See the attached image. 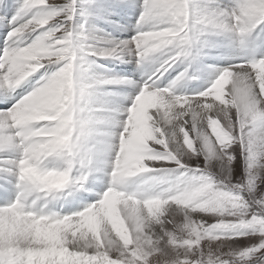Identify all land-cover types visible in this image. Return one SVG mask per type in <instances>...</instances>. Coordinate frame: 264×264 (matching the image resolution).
I'll list each match as a JSON object with an SVG mask.
<instances>
[{
    "label": "snow or ice",
    "instance_id": "snow-or-ice-1",
    "mask_svg": "<svg viewBox=\"0 0 264 264\" xmlns=\"http://www.w3.org/2000/svg\"><path fill=\"white\" fill-rule=\"evenodd\" d=\"M141 7L134 37L94 48L84 25L73 28L76 0H22L13 17L21 22L0 55V90L14 93L45 72L0 111V153H18L0 156V166H13L0 170L17 177L18 189L14 202L0 206V264H247L264 249V197L254 196L264 183V57L220 70L194 95L172 92L186 72L156 86L192 55L204 31L237 33L243 41L264 24V0H235L230 10L194 9L190 0H143ZM125 50L159 66L120 120L110 114L119 109L97 106L98 94L135 82L92 75L90 57L120 58ZM185 157H202V166L193 169ZM238 159L245 175L234 183ZM161 161L175 165L165 172L184 171L171 181L133 182ZM103 164L111 171L102 198L72 214L37 208L43 197L83 187L86 173ZM53 177L62 183L49 185ZM241 240L245 247L233 246Z\"/></svg>",
    "mask_w": 264,
    "mask_h": 264
},
{
    "label": "rangeland",
    "instance_id": "rangeland-1",
    "mask_svg": "<svg viewBox=\"0 0 264 264\" xmlns=\"http://www.w3.org/2000/svg\"><path fill=\"white\" fill-rule=\"evenodd\" d=\"M234 1L235 0H221L220 4H218L219 3L218 0H190L192 7L194 9L198 8L200 10H210L211 8L216 7V5H217L216 8L230 10L231 7L234 5ZM65 2L66 0H57V3L61 5ZM142 2L143 0H76V15L74 17L73 28L75 31L79 32L81 31L79 26L84 25V35L86 37L85 42L89 46H92L94 48L110 47L108 45L107 46L102 45V42L103 43L107 42L102 38V36H107L109 38V34L100 31V28L96 27L95 25L101 26V24L106 23V25L110 29H114L116 25H114L113 23L128 21L129 11L130 13H132L133 11L130 8L132 4H134L137 7V14L133 15L134 18L132 19L131 23H135L134 25L135 28L142 11V7H141ZM21 4H22V0H0V55L3 54L5 47L10 46L12 44V41H9L7 38L9 32L18 23L21 22V18H17L18 20L16 19L15 21L13 20V17L16 16L17 14L16 12L18 11ZM115 4L123 5L122 8L123 10L121 9L119 11L116 8V6H114ZM109 10H113L110 11V14L115 15L116 13V16L112 15L109 16L108 18L107 16ZM107 22H112V23L110 24ZM92 27L96 28V30H94ZM132 28H133V24H131L130 26H122L118 29V35L116 37H112V36L110 37L114 38L118 42H120L121 40H129L135 36V34H132L133 32ZM258 35H264V24L254 29L250 34H248L245 38H243V41L242 38H240L237 33L224 32L222 30H206L202 34H199L198 38L194 41L192 46V55L188 59L180 60L175 65H173L172 68L168 70L159 80H156V86L162 88L161 87L162 84L172 81L177 76H179L180 73L183 71V67L186 68L189 65L190 61L193 58V55L195 54V59H193L194 60L193 65L197 66L195 71L198 70L197 71L198 78L201 77L202 80L200 82L201 88L199 89V92H194L191 95L200 93L206 90L208 87H210L211 83H213L214 80L218 77L220 70L227 68L229 66L244 63L252 58L259 59L261 57H264V55H261L260 51H257V46L259 45L264 50V41L262 42L257 41ZM34 36L35 33L27 35L25 37V42H30L34 38ZM207 43L209 45L214 46L213 54L209 50V46ZM126 51L128 52L127 54H124V56L126 57L117 59V61L111 60V58L114 59L116 57H111V58L90 57V62H91L90 73L94 76L96 74L101 75V77L107 75L108 76L107 78L110 77L128 78L131 79V81L136 80L138 82H140V80H138L135 77L138 76L142 77L143 75V76H148L147 81L151 82L149 78L152 76V71L154 72L156 67L159 66L158 60L153 59V60L145 61L144 63H138L136 56L134 54H131L128 50ZM211 54L213 58L210 57ZM159 59H163V57L160 56ZM139 64L142 65L145 64L150 68L146 71V69H142L139 66ZM54 67L55 66H48V69L54 70ZM44 72L45 69H40L36 73L28 77L22 83L24 87L23 91L6 93L3 90H0V111L10 108L16 102V100L20 98V96L32 91L33 88L36 86L37 81H39L41 77L44 75ZM208 75L210 77L206 78V76ZM191 78L192 80H194L196 78V75H191ZM142 84L144 83L140 82L141 85L140 87L143 86ZM139 89L140 88L137 89V92ZM132 90L133 88L131 84H127L125 86L123 85L103 86L98 94V98L110 99L112 96H110V98L108 97L109 92L119 93L122 102L116 107H112V104L105 105L108 107L105 108L119 109L121 112L113 111L112 112L113 114L112 113L110 114L114 115L117 119L119 116V119L123 120L126 115V113L123 112V109L130 107V105L134 102V97L138 94L135 93V95H131ZM14 94H16V96L12 97L11 95ZM10 97L12 99L14 98V100H12ZM125 98H127L128 100L126 103H125ZM3 101H7V102L2 104L1 102ZM120 115H123V118ZM119 130H120L119 128L114 129V131L116 132H119ZM108 158L111 160L113 157L109 156ZM184 159L192 166L193 169L196 168L198 161L201 163L202 166V159H203L202 157L191 160H189L188 157H185ZM152 166L154 167V169H157V171H152L147 174H142V176H139L137 178H133V182L143 181L145 179H151L150 177H152L153 175H154L153 177L157 179L161 180L167 178L169 181H171L175 179L176 176H178L181 172L184 171V169L174 170L171 172L163 171L164 169H175V165L172 162L161 161L158 164V166L155 165ZM0 167L12 168L13 166L2 165ZM105 168L107 169L108 174L106 177H103V180H105V178L107 179V177L110 179L109 171L111 170V168L108 164ZM96 170H101V165H99ZM2 171L3 170H0V180L10 181V184L12 185L17 184V178L15 175H13L11 172H8L9 173L8 174L5 171H3L2 173ZM92 172L93 171H91L90 173H86V175L92 178ZM212 172L218 174L219 166L217 165L216 167H213ZM5 174L7 175L5 176ZM74 174H78V173H74ZM244 175H245V162L243 159H238L237 163L233 165V173H232L233 182L235 183L238 178H241ZM161 176L164 177L161 178ZM219 178L223 179V176H220ZM59 192H65V193L71 192L73 194H83L85 196H90L94 194H100L101 196L102 193L101 184L97 183L96 179H94V185H92V183L87 184V189L85 185H83V187L70 186ZM244 195L247 196V193H245ZM6 196L8 197V195ZM254 196L257 199L264 197V183H261L259 185V190L254 192ZM58 206L61 207L62 204L58 203ZM169 215L171 216V213H169ZM181 218L182 217L177 216V220ZM211 222L212 221L209 220V223ZM166 227L171 228L172 225L169 224L166 225ZM157 231H159V227H157ZM246 244H247L246 240H241L236 244H234L233 246L235 247L238 245L240 247H245ZM247 264H264V249L254 254L247 261Z\"/></svg>",
    "mask_w": 264,
    "mask_h": 264
},
{
    "label": "bare ground",
    "instance_id": "bare-ground-1",
    "mask_svg": "<svg viewBox=\"0 0 264 264\" xmlns=\"http://www.w3.org/2000/svg\"><path fill=\"white\" fill-rule=\"evenodd\" d=\"M220 1L221 0H218V4H220ZM226 3V2H225ZM235 3V1H234ZM114 6H116V8L120 11L122 8H123V5H120V4H115ZM217 7V5H216ZM220 9V8H219ZM123 10V9H122ZM110 11H113V10H109V13H108V18L109 16H112L114 14H110ZM130 12V11H129ZM133 12V11H132ZM17 13V12H16ZM104 16V14H103ZM116 16V13L115 15ZM122 17V16H121ZM111 18V17H110ZM122 19V18H121ZM18 20V19H17ZM124 20V18H123ZM135 21V20H134ZM107 23H112V22H107ZM109 24V25H110ZM134 25L135 23H133V32L132 34H137V31H138V25H136V27L134 28ZM94 30H96V28L92 27ZM93 37V36H92ZM102 38L104 40H106L107 42L103 43L102 42V45L103 46H114V43H119L118 41H116L114 38L110 37L109 38L107 36H102ZM121 41H127V40H121ZM257 41L259 42H262L264 41V35H258L257 36ZM208 44V43H207ZM209 50L211 51V53L213 54L214 52V46L213 45H209ZM224 46V45H223ZM251 46V45H250ZM252 47V46H251ZM257 51H260L261 55H264V50L261 48V46H257ZM128 52L125 50L124 53L121 54L120 58H114L111 60L113 61H117V59H121V58H125L126 56H124V54H127ZM212 54H211V58L212 57ZM229 55V54H228ZM195 59V54L193 55V58L192 60L190 61L189 65L185 68L183 67V71L182 72H186V76L184 77V79L178 81L175 86L172 88V92L173 94L175 95H191L192 93L194 92H199V89L201 88L200 86V82L202 80V78H198V75H197V71H195V69L197 68L196 65H193L194 64V60ZM182 65V64H181ZM139 66L142 68V69H146V71L150 68L148 66H146L145 64H139ZM138 67V66H137ZM140 68V70H141ZM172 68V67H171ZM170 68V69H171ZM139 69V68H138ZM169 69V70H170ZM139 70V71H140ZM142 72V71H141ZM181 72V73H182ZM153 73V71H152ZM216 73V72H214ZM165 74V73H164ZM191 75H196V78L194 80H192L191 78ZM96 77H101V75H98L96 74L95 75ZM102 77H105L107 78L108 76L107 75H104ZM210 77L209 75L206 76V78ZM118 78V77H116ZM137 78L138 80H140L141 83H145L147 81V78L148 76H143L142 77H135ZM140 78V79H139ZM176 79V78H175ZM174 79V80H175ZM131 80V79H130ZM173 81V80H172ZM172 81H169L165 84H162L161 87L162 88H165V87H168ZM135 82V85H132V92H131V95H135V93H138L140 90H141V85H140V82L138 81H133ZM25 84V83H24ZM144 85V84H142ZM125 86V85H123ZM140 88L137 92V89ZM209 88V87H208ZM207 88V89H208ZM24 87L23 85H21L20 87H18L16 89L17 92L19 91H23ZM113 94V95H112ZM12 97H15L16 94L14 95H11ZM110 96H112L110 98ZM108 97L110 99H101V98H98V101H97V106L98 107H107L105 105H108V104H112V107H116L118 106L121 102H122V99L120 98V94L117 93V92H109L108 93ZM11 98V97H10ZM12 99V98H11ZM14 100V98L12 99ZM127 98H125V103L127 102ZM7 101H3L1 102L2 104L3 103H6ZM108 108V107H107ZM112 109V108H110ZM115 109V108H113ZM115 112V111H114ZM121 112V111H119ZM112 113V112H111ZM113 114V113H112ZM122 116L123 118V115H120ZM118 119H119V116H118ZM0 156H9L10 158H15L18 156V153L16 152H7V153H0ZM109 157V156H108ZM108 157H105L106 160H110ZM160 162H151L152 165H155V166H158ZM107 166V164H103L101 165V170H93L92 172V178H90L89 176H87V179L86 181L84 182V185L87 189V184L88 183H92V185H94V179H96L97 183H100L101 184V192L103 193L107 187L109 186V183H110V179L107 177V179L105 178V180H103V177H106L107 174H108V171L107 169L105 168ZM9 167V166H8ZM153 167V166H152ZM154 168V167H153ZM111 171V170H110ZM110 171H109V175H110ZM3 173V171H2ZM1 173V174H2ZM8 173V172H6ZM9 174V173H8ZM7 174H5L6 176ZM4 176V175H2ZM142 176V175H141ZM154 176V175H153ZM152 176V177H153ZM156 176V175H155ZM9 177V176H8ZM150 177V178H152ZM164 176H161V178H163ZM17 178V177H16ZM148 178V177H147ZM12 179V178H11ZM93 179V180H92ZM162 181H169L167 178H164V179H161ZM93 181V182H92ZM1 184H0V206H4L6 205L8 202H14L17 194H18V189L16 187V184L15 185H12L10 184V181H6V180H0ZM15 183V182H14ZM167 184L166 183H162L160 185V187H166ZM102 193H101V196L100 194H94V195H90V196H85L83 194H73L71 192H59L57 194L53 196H48V197H43L42 199L38 200L37 201V208H43L44 211L46 213H52V212H55V213H58L60 215H65V214H72V213H75V212H78L80 210H83V208L86 206V205H89V204H92L94 203L95 201H97L98 199L102 198ZM8 195V197L6 196ZM58 203H61L62 206L59 207L58 206ZM177 219V217H176ZM239 242V241H238ZM231 243V242H230Z\"/></svg>",
    "mask_w": 264,
    "mask_h": 264
},
{
    "label": "clouds",
    "instance_id": "clouds-1",
    "mask_svg": "<svg viewBox=\"0 0 264 264\" xmlns=\"http://www.w3.org/2000/svg\"><path fill=\"white\" fill-rule=\"evenodd\" d=\"M48 183L49 185L58 186L60 183H62V180L61 178L53 177L49 179Z\"/></svg>",
    "mask_w": 264,
    "mask_h": 264
}]
</instances>
